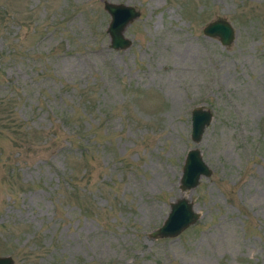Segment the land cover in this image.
Instances as JSON below:
<instances>
[{
    "label": "rangeland",
    "instance_id": "rangeland-1",
    "mask_svg": "<svg viewBox=\"0 0 264 264\" xmlns=\"http://www.w3.org/2000/svg\"><path fill=\"white\" fill-rule=\"evenodd\" d=\"M107 1L138 9L125 48L103 0H0V255L264 264V0ZM217 16L229 44L201 31ZM193 146L210 168L186 193L199 215L150 237Z\"/></svg>",
    "mask_w": 264,
    "mask_h": 264
},
{
    "label": "water",
    "instance_id": "water-1",
    "mask_svg": "<svg viewBox=\"0 0 264 264\" xmlns=\"http://www.w3.org/2000/svg\"><path fill=\"white\" fill-rule=\"evenodd\" d=\"M102 7L109 15L105 27L109 46L114 49L127 47L130 40L123 35L122 31L125 25L138 15V9L134 5L107 0H103ZM201 31L206 36L217 37L221 44H229L234 36L232 25L221 16L207 21ZM211 116V110L202 104L191 108L189 137L193 142L199 141ZM209 173L210 168L203 161L200 149L197 146L188 148L178 177V188L181 194L168 203L169 209L165 217L157 227L148 231V236H175L197 219L199 214L193 210L192 202L186 197V193L197 184L200 175L207 176ZM0 264H12V258L9 255H0Z\"/></svg>",
    "mask_w": 264,
    "mask_h": 264
}]
</instances>
